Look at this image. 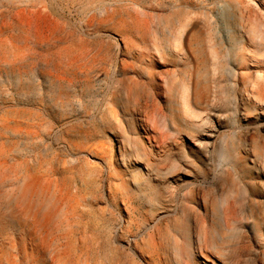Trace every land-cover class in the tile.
I'll list each match as a JSON object with an SVG mask.
<instances>
[{"label":"rangeland","instance_id":"1","mask_svg":"<svg viewBox=\"0 0 264 264\" xmlns=\"http://www.w3.org/2000/svg\"><path fill=\"white\" fill-rule=\"evenodd\" d=\"M25 1L0 0V117L28 133L0 143L44 177L58 167L79 195L86 264L111 257L119 225L135 238L122 241L125 264H148L130 249L147 251L150 237L168 254L159 264H264V0ZM161 208L174 215L156 220ZM39 262L52 264L46 250Z\"/></svg>","mask_w":264,"mask_h":264},{"label":"bare ground","instance_id":"2","mask_svg":"<svg viewBox=\"0 0 264 264\" xmlns=\"http://www.w3.org/2000/svg\"><path fill=\"white\" fill-rule=\"evenodd\" d=\"M27 1V0H26ZM25 1V2H26ZM11 2V1H10ZM24 2V1H23ZM244 3V1H243ZM9 4V3H8ZM26 4V3H25ZM28 5V4H27ZM24 10V9H22ZM30 10V9H29ZM27 11V10H26ZM33 11V10H32ZM30 12V11H29ZM3 13V11L1 12ZM24 13V11H23ZM229 12L226 11V18H230ZM186 20V19H185ZM187 21V20H186ZM182 22V21H181ZM180 22V23H181ZM184 22V21H183ZM185 23V22H184ZM183 30V29H182ZM179 47V46H178ZM183 48V47H182ZM211 54V53H210ZM213 56L215 60V68H219V61L217 54L213 51ZM220 69V68H219ZM134 82V81H133ZM131 85V84H130ZM134 85V84H133ZM136 85V84H135ZM128 87V86H127ZM138 87V86H137ZM140 87V86H139ZM142 87V86H141ZM130 88V87H129ZM186 89V83H182L181 87L177 90L179 101H181L184 96L183 90ZM126 89V87H125ZM129 90V89H128ZM132 89H130L131 91ZM187 90V89H186ZM185 91V90H184ZM202 91V90H201ZM129 92V91H128ZM144 92V91H143ZM186 92V91H185ZM210 92V91H209ZM148 94V93H147ZM186 94V93H185ZM202 94V93H201ZM204 94V93H203ZM149 95V94H148ZM183 95V96H182ZM187 95V94H186ZM185 95V96H186ZM200 95V92H199ZM130 96V94H129ZM142 96V95H141ZM196 96V95H195ZM140 97V96H139ZM156 97V96H154ZM199 97V96H197ZM147 98V96H146ZM149 98V96H148ZM187 99V97H185ZM202 98V97H201ZM138 99V98H137ZM131 100V99H130ZM138 101V100H137ZM154 101V100H153ZM179 104L182 105L181 102ZM185 101V100H184ZM142 102H144L142 100ZM188 102V101H187ZM152 103V101H151ZM156 103V102H155ZM154 103V104H155ZM189 104V103H188ZM187 104V105H188ZM186 105V106H187ZM140 106V105H138ZM184 106V105H183ZM159 108V107H158ZM183 108V107H182ZM151 110V109H150ZM134 111V110H133ZM155 112V111H154ZM152 112L151 114H153ZM185 112V111H184ZM187 113H189L187 111ZM156 114V113H154ZM185 114V113H184ZM187 115V114H186ZM185 115V116H186ZM189 115V114H188ZM187 115V116H188ZM192 115V114H191ZM194 116V115H193ZM242 116V115H241ZM192 119V117H190ZM196 119L200 121L203 120V116H196ZM193 124V123H192ZM201 126V125H200ZM19 128L23 129L27 134L28 125L21 122H16L11 119H4L0 117V132L8 135V133L13 132L12 129ZM19 131V130H18ZM22 131V130H21ZM23 133V132H22ZM117 133V132H116ZM12 134V133H11ZM15 135V133H13ZM12 134V136H13ZM107 136H115L116 134L108 130L105 132ZM212 134H208L211 136ZM11 136V135H9ZM19 136V135H18ZM16 136V138L18 137ZM21 136V134H20ZM26 136V135H25ZM129 136V135H128ZM4 137V135H3ZM21 138V137H20ZM130 138V137H129ZM121 140V139H120ZM7 141V140H6ZM126 141V139H125ZM132 141V140H131ZM192 141V140H191ZM9 142V141H8ZM25 142V141H24ZM130 142V141H129ZM197 142V141H196ZM3 143V141H2ZM201 143V142H200ZM11 144V143H10ZM212 144V143H211ZM260 144V143H259ZM258 144V145H259ZM263 144V143H262ZM82 145V144H81ZM88 145V144H87ZM97 145V143H96ZM5 146V145H4ZM0 143V264H40L42 258V253L47 251L48 257L52 264H86L89 257V252L91 250L90 239H87L79 233L78 236L77 227L80 223V209H79V195L76 192H72L68 186V183L63 180L60 170L58 167L54 168L55 175L53 177H44L42 170L39 167H31L33 165L28 164L26 158H20L15 163L12 162V157L18 155L16 149L8 152L7 155L5 151L7 150ZM15 146V145H14ZM201 146V145H200ZM255 146V145H254ZM253 146V147H254ZM257 146V144H256ZM10 147V146H9ZM12 147V146H11ZM26 147V146H25ZM85 147V146H84ZM92 147H95L94 144ZM91 147V148H92ZM120 147V146H119ZM199 147V145H198ZM258 147V146H257ZM14 148V147H13ZM17 148V147H16ZM23 148V147H22ZM206 148V146H205ZM259 149V147L257 148ZM256 149V150H257ZM94 150V149H93ZM209 150V148H208ZM262 150V149H261ZM96 151V150H95ZM100 152V148L98 149ZM104 151V149H103ZM120 151V150H119ZM206 151V150H205ZM22 152V151H21ZM20 152V153H21ZM23 153V152H22ZM204 153V151L202 152ZM206 153V152H205ZM91 154V153H90ZM102 154V153H101ZM104 154V153H103ZM119 152L116 155V159L120 160ZM206 155V154H205ZM27 156V155H26ZM19 157V156H18ZM145 157V156H144ZM203 157V156H202ZM210 157V156H209ZM102 158V157H101ZM15 159V158H14ZM143 159V158H142ZM147 159V158H146ZM231 159V158H230ZM145 160V159H144ZM237 160V158H236ZM239 160V159H238ZM159 161V160H158ZM148 162V160H147ZM155 162V161H154ZM160 162V161H159ZM240 162V161H239ZM242 162V160H241ZM246 162V161H245ZM138 165L143 167L145 171L152 177L155 176L152 169L149 168L148 164L142 160L137 161ZM150 164V163H149ZM156 164V163H155ZM242 164V163H241ZM244 164V163H243ZM188 165V164H187ZM236 165V164H234ZM233 165V166H234ZM239 165V164H238ZM237 165V166H238ZM245 165V164H244ZM247 165V164H246ZM245 165V167H246ZM183 167V166H182ZM231 167V166H230ZM117 168V167H116ZM238 168V167H237ZM236 168V169H237ZM247 169V168H246ZM249 169V168H248ZM247 169V170H248ZM120 170V169H119ZM247 170H245L247 172ZM155 171V170H154ZM179 171V170H178ZM183 171V170H182ZM186 171V170H185ZM185 171L181 172L186 174ZM240 171H243L241 169ZM244 171V172H245ZM233 172V171H232ZM157 173V172H156ZM190 173V172H189ZM239 173V172H238ZM191 174V173H190ZM241 174V172H240ZM244 175V174H243ZM247 174L245 173V176ZM46 176V175H45ZM173 176V175H172ZM171 176V177H172ZM236 176V174H235ZM240 176V175H239ZM244 176V177H245ZM107 177V176H106ZM175 177V176H174ZM242 177V176H241ZM247 177V176H246ZM161 178V177H160ZM239 178V177H238ZM167 179V178H166ZM241 180V179H240ZM67 181V180H66ZM118 182L123 188L125 195H130L133 197V188L137 186V182L132 178L130 172L123 173L122 176L118 178ZM247 183V182H246ZM73 184V183H72ZM115 184V183H114ZM81 187V186H80ZM78 190V189H77ZM86 192V191H85ZM102 192V191H101ZM251 193V192H250ZM106 195V193H105ZM261 196V195H260ZM123 197V196H122ZM106 198V197H105ZM109 198V197H108ZM114 198V197H113ZM136 198V197H135ZM139 198V197H138ZM141 198V197H140ZM111 199V198H110ZM109 199V200H110ZM129 199V198H128ZM205 199V198H204ZM114 200V199H113ZM140 200V199H139ZM196 201V200H195ZM135 202V201H134ZM132 202V203H134ZM197 202V201H196ZM255 202V201H254ZM116 203V202H114ZM130 202H128L129 204ZM131 203V204H132ZM139 203V202H137ZM142 203V201L140 202ZM139 203V204H140ZM195 204V203H194ZM106 205V204H105ZM104 205V206H105ZM130 205V204H129ZM134 205V204H133ZM136 205V204H135ZM198 205V204H197ZM196 205V206H197ZM141 206V205H140ZM188 206V205H187ZM82 207V206H81ZM107 207V206H106ZM132 207V206H130ZM142 207V206H141ZM184 207V206H183ZM186 207V206H185ZM191 207V206H190ZM83 208V207H82ZM104 209V208H103ZM102 209V211H103ZM107 209V208H106ZM133 209V208H132ZM138 209V208H137ZM182 210L181 208H179ZM187 209V208H186ZM202 209V206L200 210ZM206 209V208H204ZM88 210V209H87ZM95 210V209H94ZM109 210V209H108ZM146 210V208H145ZM158 210V209H157ZM177 210V209H176ZM207 210V209H206ZM205 210V211H206ZM89 211V210H88ZM132 211V210H131ZM136 211V210H134ZM142 211V210H141ZM144 211V210H143ZM149 211V209H148ZM152 211V210H151ZM187 211V210H186ZM195 211V210H194ZM97 212V211H96ZM150 212V211H149ZM156 212V211H155ZM173 209L161 208L156 212L155 219L159 220L161 218L168 217L173 214ZM88 213V212H87ZM134 213V212H133ZM136 213V212H135ZM134 213V214H135ZM154 213V210H153ZM206 213V212H204ZM203 213V214H204ZM86 214V213H85ZM132 214V213H131ZM149 214V213H148ZM98 215V214H97ZM136 215V214H135ZM141 215V214H140ZM139 215V216H140ZM174 215V214H173ZM184 215V214H183ZM182 215V216H183ZM207 215V214H206ZM90 216V215H89ZM132 216V215H131ZM137 216V215H136ZM146 216V215H145ZM152 216V215H151ZM150 216V217H151ZM87 217V216H86ZM94 217V215H93ZM135 217V216H132ZM97 218V217H96ZM152 218V217H151ZM181 218V217H180ZM206 218V217H205ZM86 219V218H84ZM126 219V218H125ZM134 219V218H133ZM154 219V218H152ZM87 220V219H86ZM85 220V221H86ZM123 220V219H122ZM167 220V219H165ZM164 220V221H165ZM171 220V219H170ZM186 221L190 220V217L186 214ZM94 221V220H91ZM97 221V220H96ZM124 221V220H123ZM131 221V220H130ZM136 221V219H135ZM172 221V220H171ZM259 221V220H258ZM100 222V221H99ZM133 222V221H132ZM87 223V222H86ZM97 223V222H96ZM118 223V222H117ZM135 223V222H134ZM137 223V222H136ZM139 223V222H138ZM159 223V222H158ZM168 223V222H167ZM173 223V222H172ZM102 224V223H101ZM119 224V223H118ZM155 224V223H154ZM24 225L31 226L35 229L37 236L35 238L29 237L25 240L24 237L20 236V228ZM84 225V223H83ZM166 225V224H165ZM174 225V224H172ZM186 225V223H185ZM183 225V226H185ZM207 225V224H206ZM258 225V224H257ZM92 226V225H91ZM94 226V225H93ZM102 226V225H101ZM146 226V225H145ZM176 226L177 223H176ZM212 226V225H211ZM83 227V226H82ZM87 227V226H86ZM95 227V226H94ZM105 227V226H104ZM121 226H116L113 230L111 245L114 246L113 254L111 257L104 259L103 264H125V258L127 257L124 251L123 243L132 245L134 242V237L129 236L127 239H121ZM129 227V226H128ZM151 227V226H150ZM158 227V226H157ZM166 227V226H165ZM207 227V226H206ZM76 228V230H74ZM84 228V227H83ZM82 228V229H83ZM136 228V227H135ZM134 228V229H135ZM140 228V227H138ZM145 228V227H144ZM161 228V227H160ZM186 230V227H172L171 230L174 232H179V229ZM211 228V227H210ZM131 229V227H130ZM167 229V228H164ZM89 230V228H88ZM178 230V231H177ZM212 230V229H211ZM210 230V231H211ZM86 231V230H85ZM104 231V230H103ZM133 231V230H132ZM168 231V229H167ZM181 231V230H180ZM89 232V231H88ZM108 232V230H107ZM161 232V231H160ZM160 232L158 234H160ZM187 232V231H186ZM155 234L154 232H152ZM162 233V232H161ZM165 233V231H164ZM171 233V232H169ZM181 233H184L181 231ZM210 233V232H209ZM167 234V233H166ZM186 234V233H185ZM84 235V234H83ZM103 235V234H102ZM109 235V234H108ZM161 235V234H160ZM51 240L49 243V237ZM181 236V235H180ZM105 237V236H104ZM125 237V238H126ZM162 235L160 236V238ZM182 237V236H181ZM101 238V237H100ZM100 238L98 240H100ZM106 238V237H105ZM103 238L102 240L104 241ZM140 238V237H139ZM176 238V237H175ZM184 238V237H183ZM110 239V238H109ZM107 240V239H106ZM141 240V239H140ZM162 240V239H161ZM92 241V240H91ZM101 241V240H100ZM110 241V240H109ZM108 241V242H109ZM194 241V240H193ZM94 242H96L94 240ZM138 242V241H137ZM144 242V241H143ZM146 242V241H145ZM162 242V241H161ZM29 243V247L27 245ZM187 243V242H186ZM185 243V244H186ZM146 244V243H145ZM103 245V244H101ZM107 245V244H106ZM123 247H122V246ZM138 245V243H137ZM144 245V243H143ZM167 245V244H166ZM187 245V244H186ZM190 245V243H189ZM94 246V245H93ZM92 246V247H93ZM100 246V244H99ZM98 246V248H99ZM109 246V243H108ZM164 246V245H163ZM95 247V246H94ZM127 247V246H126ZM133 246L130 250L132 253L141 254L148 261V264H159L162 263L159 258L160 254H167L166 251L161 247L160 241L155 239V237H150L147 241V251H143L134 248ZM140 246H138L139 248ZM143 247V246H142ZM186 247V246H185ZM96 248V247H95ZM104 248V245L103 247ZM169 248V247H168ZM94 249V248H93ZM109 249V248H108ZM112 247L110 248V250ZM99 251V250H98ZM101 251V250H100ZM109 251V250H108ZM93 252V251H92ZM112 252V251H111ZM110 252V254H111ZM145 252H147L145 254ZM173 252V251H171ZM95 253V252H94ZM129 253V251H128ZM46 254V253H45ZM107 254V253H106ZM168 255V254H167ZM73 256H76L74 259ZM106 256V255H105ZM108 256V255H107ZM126 256V257H125ZM134 256V255H133ZM133 256L131 257L133 259ZM138 256V255H137ZM155 256L158 257V261H155ZM46 257V256H44ZM136 258V256H134ZM139 257V256H138ZM92 258V256L90 257ZM88 258V259H90ZM174 258V257H173ZM209 258V257H208ZM47 259V258H46ZM170 261V258H168ZM212 259V258H211ZM100 260V259H99ZM127 260V259H126ZM130 260V259H129ZM164 260V259H163ZM166 260V259H165ZM45 261V260H44ZM89 261V260H88ZM134 261V260H133ZM167 261V260H166ZM165 261V263H166ZM168 261V262H169ZM212 261V260H211ZM50 262V261H49ZM90 262V261H89ZM131 262V260H130ZM197 262V261H196ZM47 263V261H46ZM42 263V264H46ZM102 263V261H101ZM147 263V262H146ZM96 264V263H95Z\"/></svg>","mask_w":264,"mask_h":264}]
</instances>
